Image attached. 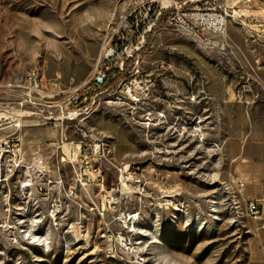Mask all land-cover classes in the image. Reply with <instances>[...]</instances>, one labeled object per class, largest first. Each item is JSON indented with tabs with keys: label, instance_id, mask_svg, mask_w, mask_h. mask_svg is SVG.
Listing matches in <instances>:
<instances>
[{
	"label": "rangeland",
	"instance_id": "1",
	"mask_svg": "<svg viewBox=\"0 0 264 264\" xmlns=\"http://www.w3.org/2000/svg\"><path fill=\"white\" fill-rule=\"evenodd\" d=\"M144 2L0 0V264H264V33L230 22L220 53L164 16L88 88Z\"/></svg>",
	"mask_w": 264,
	"mask_h": 264
},
{
	"label": "built area",
	"instance_id": "2",
	"mask_svg": "<svg viewBox=\"0 0 264 264\" xmlns=\"http://www.w3.org/2000/svg\"><path fill=\"white\" fill-rule=\"evenodd\" d=\"M252 2L253 0H234L232 3L228 0H145L144 3L129 4L101 46L87 83L88 88L91 85L103 88L110 79H117L126 67L125 63L137 57L145 47L147 36L164 16L177 31L220 53L226 50L227 42L223 36L230 22L244 27L251 37H259L264 33V24L261 27L260 24H252L253 16L242 12ZM32 72L27 77L29 85L24 94L29 98H35L33 94H36L41 100L42 97H54L56 93H46L33 81ZM79 91L80 88L73 90L74 100L78 98ZM249 206L250 211L259 207L254 201Z\"/></svg>",
	"mask_w": 264,
	"mask_h": 264
},
{
	"label": "bare ground",
	"instance_id": "3",
	"mask_svg": "<svg viewBox=\"0 0 264 264\" xmlns=\"http://www.w3.org/2000/svg\"><path fill=\"white\" fill-rule=\"evenodd\" d=\"M37 73H32V79H33V81H36L35 83H37V85H39V82H38V80H37V75H39V74H37ZM6 116V115H5ZM6 117H8V116H6ZM17 125H20V123H17Z\"/></svg>",
	"mask_w": 264,
	"mask_h": 264
},
{
	"label": "trees",
	"instance_id": "4",
	"mask_svg": "<svg viewBox=\"0 0 264 264\" xmlns=\"http://www.w3.org/2000/svg\"><path fill=\"white\" fill-rule=\"evenodd\" d=\"M150 36H151V34L148 36V39H147V41H146V45H145V47H147V46L149 45V43H150Z\"/></svg>",
	"mask_w": 264,
	"mask_h": 264
}]
</instances>
